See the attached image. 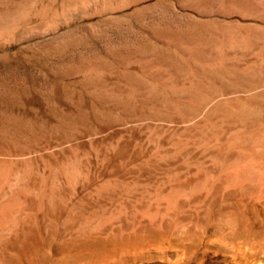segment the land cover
Listing matches in <instances>:
<instances>
[{
	"label": "bare ground",
	"instance_id": "1",
	"mask_svg": "<svg viewBox=\"0 0 264 264\" xmlns=\"http://www.w3.org/2000/svg\"><path fill=\"white\" fill-rule=\"evenodd\" d=\"M143 2L0 0V49L59 40L76 24L110 22ZM178 2L187 28L148 32L154 50L134 41L125 57L59 75L87 92L91 107L53 115L60 136L38 126L33 134L29 122L16 128L0 114V136L18 137H0V264L15 247L34 248L41 231L82 245L97 262L104 238H133L140 250L147 233L204 221L214 206L225 234L264 244V0ZM18 92H0L1 102L20 103ZM91 117L96 125L77 126Z\"/></svg>",
	"mask_w": 264,
	"mask_h": 264
},
{
	"label": "rangeland",
	"instance_id": "2",
	"mask_svg": "<svg viewBox=\"0 0 264 264\" xmlns=\"http://www.w3.org/2000/svg\"><path fill=\"white\" fill-rule=\"evenodd\" d=\"M146 1L147 0L142 3L143 5L140 4L141 6L134 8L133 10L130 9L131 11L128 10L126 12H122L119 16L113 18L114 20L111 19L110 22L94 20L91 22L85 21L76 24L70 29L72 34L69 31V34H67L66 37L59 39L60 41L57 39L49 42L43 40L20 43L17 42L0 49V92H3L6 89L17 90L19 91L17 94L18 98L20 95L22 99L20 103L19 101L1 102L0 100L1 116H4L5 119L8 118L6 119L7 122L11 123V121H15L11 124L16 128H27L28 124H30V128L34 126V128L30 129L33 134L36 133L35 130H38V127L41 129L43 127L42 130H44V134L47 133L48 135L51 134L49 131L50 129H53L52 126H55L57 121H61L58 118H61L63 114H68L67 110L70 113L72 109L82 108V110H88V112L91 113V107L86 110V108L90 106V103H88L90 102V99L85 100L86 98H84L88 95V93L85 91L82 92V90H78V88L76 90V88H72V85L69 87V83L61 81V78L59 77L60 74L67 71L70 72L84 63L96 61L94 59L109 60L112 58L125 57L127 55L126 48L136 46V42H138V40L140 42L137 43V46L147 44L150 46V50H154L155 41L151 40L152 38L148 34V32H152L153 30H162L163 32H167L172 28L174 30L187 28V18L181 11L178 0H166L168 1L166 4H164V0H148L150 4H147ZM168 4L170 6L169 9L167 6ZM142 6L145 9H143ZM146 6L148 8H146ZM134 10H136V12L132 13ZM129 12L132 13L133 16ZM130 15L131 17H129ZM140 15L141 17L143 16L142 18L140 17L142 22H140L139 17H137ZM133 18H136V20ZM144 21L146 23H144ZM139 22L141 25H139ZM157 22L160 24L158 25ZM155 24H157V28H155ZM145 26H147V29L149 28V30H147ZM144 27L146 31L143 30ZM145 34L146 36H144ZM148 39L150 42H148ZM64 40H66V42ZM152 43L154 44L152 45ZM115 44L117 48H115ZM121 46H124V48ZM120 48L125 49L122 51L123 53H119L121 51ZM112 49L117 50L115 51ZM110 55H113V57L111 58ZM106 78L111 79L109 76ZM80 91L82 93H80ZM29 92L32 94L30 97ZM44 93H49V95ZM39 95H41L42 99L43 97L44 99L48 98L47 100L49 105L47 102H44V99V101H42ZM47 95L49 97L46 98ZM50 95H52L51 97L53 98H51ZM87 98H90L89 95ZM51 99L53 100L51 101ZM80 99H82L83 102H81L82 100L80 101ZM54 100L55 104L58 102L60 109H58L59 107H57V109L56 107L54 108V106H56L53 103ZM74 100L77 102L76 105ZM49 101L53 103L52 107L50 106ZM70 103L75 106H71ZM84 103L85 105H88L84 106L85 108L83 107ZM46 106L50 108L48 109ZM63 109L66 111L65 113L62 111ZM52 112H56L57 114H52ZM53 115L58 117V120H56ZM12 117L13 119H10ZM95 121L96 120L91 117L88 124L87 122H78L77 126L82 127L86 125L92 126V124L96 125ZM20 122L23 123V126ZM63 122H67L66 124L69 123L66 120ZM31 124L33 125L31 126ZM46 124H49L48 127ZM49 127L51 128L49 129ZM47 128L49 131L47 130L46 132L45 130ZM53 131L55 133L58 132L57 136L62 134L60 131L56 132V130H52V134L54 133ZM12 133L13 132L11 130L8 133H2L1 136H8V138L5 137L6 141L9 140ZM36 134H39V132ZM13 135L10 140L13 139ZM14 136L16 137V135ZM17 138L18 137L14 139ZM1 140L4 141V138ZM219 209L220 206H214L212 209L213 214H216V216L209 210L207 215L210 214V216L208 215L209 217H205V219L203 216V222L200 221L201 219L199 220L200 222L197 221L191 224H186L185 222V225L183 224L175 230L166 226V228H164L166 233H147L145 236L146 238L144 239L146 240L150 237L152 240L148 241L147 239L148 242H146V245L140 250L133 248L132 243L135 241L133 238H104L101 240L99 247L96 249V255L98 257L96 260L97 262L92 261L89 256V252L86 249H81L82 245H72L70 243L63 242L58 239V236L56 238V235L54 234L55 232H37L38 234H35L39 235V238L42 239H39L40 241L35 244V247L33 248L28 246L24 249L15 247L11 249L12 258L11 261L9 260V264L10 262L11 264H264V248H262L264 247V244L261 245L259 241H245L241 237L233 239L228 236L227 233L225 234L227 219L225 216H221L220 213L217 212ZM186 226L188 227L186 228ZM44 234H46V236ZM238 238H241L242 240L240 239V241ZM254 243L255 245H253ZM80 251L82 253H80ZM158 251H160L159 255H157V253H159ZM154 253L156 256H154ZM185 256L186 259L184 258Z\"/></svg>",
	"mask_w": 264,
	"mask_h": 264
}]
</instances>
